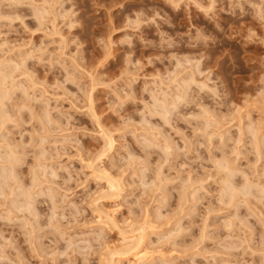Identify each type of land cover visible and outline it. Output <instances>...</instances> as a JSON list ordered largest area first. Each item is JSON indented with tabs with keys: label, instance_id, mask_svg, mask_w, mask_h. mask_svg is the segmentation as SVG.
<instances>
[{
	"label": "clouds",
	"instance_id": "9594fccd",
	"mask_svg": "<svg viewBox=\"0 0 264 264\" xmlns=\"http://www.w3.org/2000/svg\"><path fill=\"white\" fill-rule=\"evenodd\" d=\"M0 264H264V0H0Z\"/></svg>",
	"mask_w": 264,
	"mask_h": 264
}]
</instances>
